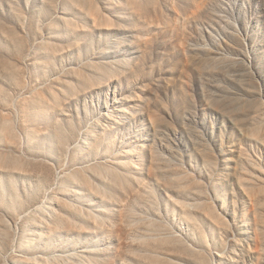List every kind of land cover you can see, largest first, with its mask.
Returning <instances> with one entry per match:
<instances>
[{"label": "rangeland", "instance_id": "1", "mask_svg": "<svg viewBox=\"0 0 264 264\" xmlns=\"http://www.w3.org/2000/svg\"><path fill=\"white\" fill-rule=\"evenodd\" d=\"M0 264H264V0H0Z\"/></svg>", "mask_w": 264, "mask_h": 264}]
</instances>
